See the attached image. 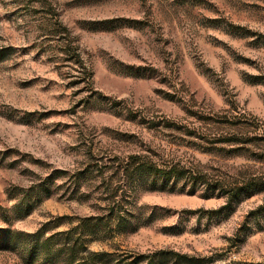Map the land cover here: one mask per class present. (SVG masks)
Wrapping results in <instances>:
<instances>
[{
  "label": "rangeland",
  "instance_id": "1",
  "mask_svg": "<svg viewBox=\"0 0 264 264\" xmlns=\"http://www.w3.org/2000/svg\"><path fill=\"white\" fill-rule=\"evenodd\" d=\"M56 15L103 99L51 54ZM215 116L264 131V0H0V264H68L66 232L128 261L264 264V190L215 213L261 151ZM132 154L183 175L124 179Z\"/></svg>",
  "mask_w": 264,
  "mask_h": 264
},
{
  "label": "trees",
  "instance_id": "2",
  "mask_svg": "<svg viewBox=\"0 0 264 264\" xmlns=\"http://www.w3.org/2000/svg\"><path fill=\"white\" fill-rule=\"evenodd\" d=\"M53 19L54 25L52 29L53 31L51 33V46H53V48L50 49L51 54H63L64 58H62V60L68 61L71 67H74V83L82 85V88L88 92L87 98H92L94 100L103 99L105 96L94 90L92 87V72L90 66L87 60L83 59L79 52L76 51V47L72 46V39L69 30L62 24L57 15ZM199 119L203 121L207 120L212 125L222 123L231 125L232 130L229 134H227L228 136L224 138L225 141L229 142L230 144H240L247 148H253L256 150L260 149L261 152L253 153L251 154V157L256 162L264 163V131L262 130L261 132V126L258 123L253 122V124H250L245 120L239 119L236 122L231 123L230 121L225 120V116L224 120L218 116ZM164 124L169 125L170 123L164 122ZM247 148L246 151H248ZM119 164L122 165V168L119 169L124 179H129L135 174L141 176L146 173H152L158 174L159 178L162 179L172 178L179 180V175H183L182 168L179 169L174 165L160 166V164H156L150 159L138 154H132L126 157L125 159L121 160ZM190 177H192V174L189 175V178ZM218 189L221 190L222 194L224 195L226 203L218 208L215 213H219L230 206L233 198L239 194L243 193L244 196H251L264 190V173L250 175L239 182H224V186L221 185ZM261 209H264V205L261 207ZM41 232L43 231L39 230L35 234H28L27 236L30 238L39 237ZM15 233H12L7 229H0V249H7L13 240L12 235ZM64 234L69 240L66 243L65 248V252L67 253L66 256L69 260L68 264H71V260L75 261L73 264H151L152 261L149 257V262H144L143 260L145 257L143 256H140L132 261H128L127 258H122V256L121 258H113V255L109 252L92 251L83 244L78 245L79 242L76 239H72L70 236L71 232H66ZM77 253H81L82 255V258L79 260L75 258ZM154 255L159 259V261L170 255L176 259L185 261L183 264H191V258L173 251H161Z\"/></svg>",
  "mask_w": 264,
  "mask_h": 264
}]
</instances>
